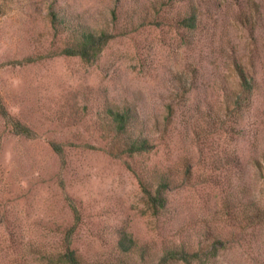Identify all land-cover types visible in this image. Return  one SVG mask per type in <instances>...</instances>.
I'll return each instance as SVG.
<instances>
[{
	"label": "rangeland",
	"instance_id": "374dc122",
	"mask_svg": "<svg viewBox=\"0 0 264 264\" xmlns=\"http://www.w3.org/2000/svg\"><path fill=\"white\" fill-rule=\"evenodd\" d=\"M189 2L193 29L177 24ZM50 10L112 36L65 55ZM0 102V264H57L64 237L81 264L173 246L197 258L166 264H264V0H0ZM104 105L129 107L146 151L125 155ZM126 163L170 176L156 214Z\"/></svg>",
	"mask_w": 264,
	"mask_h": 264
},
{
	"label": "trees",
	"instance_id": "16d2710c",
	"mask_svg": "<svg viewBox=\"0 0 264 264\" xmlns=\"http://www.w3.org/2000/svg\"><path fill=\"white\" fill-rule=\"evenodd\" d=\"M198 8L196 4L190 3L187 7V12H184L181 17L177 18V24L184 27L185 29H193L196 25ZM112 14H114L112 12ZM50 22L51 27L54 32H65L66 45L61 50V53L65 55H77L80 58H87L89 55H95L102 45L109 37L112 35L105 32L104 30L93 31L87 27L72 23V20H68L66 13H58L50 10ZM238 81L236 87L229 92L228 97L230 105L233 111H237L241 106L243 100L250 93V84L245 78L243 71L240 69L239 65L235 64L233 67ZM106 121L111 122L113 126L114 136H123L126 140V145L124 146L125 155L133 156L138 155L148 149L147 140L140 135L135 134L132 131L134 125L133 116L129 112V107H109L108 105L103 106ZM0 116L8 120V115L0 102ZM15 130L22 132L25 135L29 134L26 127L19 123H13ZM52 149L58 153V148L54 144ZM123 154V153H122ZM113 156L119 157V154H114ZM127 169L136 178L137 185L140 192L151 211L156 214L160 209H162L166 203L165 192L169 189L170 176L167 173L157 172L155 169L145 167L143 165L131 166L126 163ZM264 169V163L261 167ZM188 174V170H186ZM74 211V209H73ZM260 214H264V209H258ZM75 219L76 212L74 213ZM259 219V217H258ZM10 235V234H9ZM70 242L68 238L64 237L60 243V249L52 253L51 255L56 258L57 264H81L80 258L74 253L73 249L70 248ZM117 245L120 252L125 256L128 255L132 246H136L134 241L130 237L123 235L119 238ZM49 257V254H43V258ZM197 251H186L181 246L180 247H169L163 251V253L158 257L156 264H166L169 260H183L184 262H189L197 258ZM91 264H108V263H91ZM118 264H127L119 259ZM128 264H136L134 261Z\"/></svg>",
	"mask_w": 264,
	"mask_h": 264
}]
</instances>
